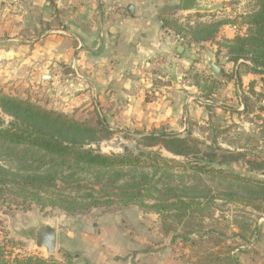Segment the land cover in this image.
Here are the masks:
<instances>
[{"label":"trees","instance_id":"obj_1","mask_svg":"<svg viewBox=\"0 0 264 264\" xmlns=\"http://www.w3.org/2000/svg\"><path fill=\"white\" fill-rule=\"evenodd\" d=\"M42 15L38 9L33 13L41 24L37 34L57 23L56 17L47 22ZM194 15L193 23H189L164 14L162 24L186 38V45L215 42L219 49L225 50L222 65L230 62L247 72L264 74V0H256V9L243 18L245 32L231 38L216 39L225 20L202 21L198 18L204 13L194 12ZM234 76H237V86L241 87L239 71L234 68L219 77L197 72L191 76L205 100L203 105L208 112L205 122L213 145L217 144V135L223 132L222 125L213 121L216 109L230 115H249L255 110V102L263 96L262 89L257 90L251 81L241 95L242 110L219 103L215 96L221 87V78L231 80ZM260 82L263 83L262 77ZM256 116L261 121L260 133L264 138V117ZM108 133L105 121H99L96 126L86 124L0 89V209L12 212L27 211L32 206L51 207L78 215L95 208L107 211L113 206L121 209L134 204L158 214L162 230L171 235L170 241L180 237L183 244L188 241L193 244L194 237L187 240V236L196 233L188 230L180 234L176 227H192L196 217L213 216L219 210L216 196H223L227 202L242 201L256 212V217L264 216V179L247 173L264 172V149L258 153L259 159L257 155L245 159L247 153L240 151L225 150L222 155L214 151L206 153L201 151L202 142L192 135L189 126L183 132L167 131L161 126L139 134L132 148L103 153L97 144ZM162 150L178 158L164 156ZM218 156L221 158L217 160ZM239 160H244L246 173L223 167ZM192 175V181L183 178ZM201 175L222 188L212 194ZM235 225L242 230L250 229L247 223ZM257 232L258 227L250 230V234ZM202 235L196 238L201 239ZM4 249L0 244V264H64L36 255L8 259ZM235 249H228L226 257L217 254L219 263L237 264L231 255Z\"/></svg>","mask_w":264,"mask_h":264},{"label":"crops","instance_id":"obj_2","mask_svg":"<svg viewBox=\"0 0 264 264\" xmlns=\"http://www.w3.org/2000/svg\"><path fill=\"white\" fill-rule=\"evenodd\" d=\"M181 3L182 0H0V82L24 84L37 76L42 89L56 86L67 109L90 110L98 122L110 117V129L122 126L142 134L165 126L181 131L189 116L205 115L201 105L205 100L191 76L194 72L211 74L207 63L212 60L220 68L215 77L229 74L233 68L239 71L241 87L236 84L237 76L231 80L221 78V96L236 100L237 110H242L241 95L251 81L264 92V74L247 72L230 62L222 65L225 50L215 42L177 44L164 31L162 16L176 17ZM37 9L47 22L57 18L56 24L39 34L36 31L41 24L33 17ZM180 17L190 23L196 18L194 12ZM234 28L223 24L216 39L233 37L237 34ZM61 67L65 70L59 76ZM144 221L136 222L142 225ZM78 233L63 232L59 239L63 245L67 241L82 247L78 262L89 259L94 264H170L161 257L162 247L157 251L140 249L142 237L137 234L130 239L111 231L109 254L105 255L85 235L81 241H74ZM58 237L55 229V244ZM149 253L153 259L148 256L144 262Z\"/></svg>","mask_w":264,"mask_h":264},{"label":"rangeland","instance_id":"obj_3","mask_svg":"<svg viewBox=\"0 0 264 264\" xmlns=\"http://www.w3.org/2000/svg\"><path fill=\"white\" fill-rule=\"evenodd\" d=\"M198 4L204 7V12H201L204 15L199 17L198 20H225L226 24H231L236 27L234 28L237 31L236 33L245 32L247 26L243 23V18L256 9V0H199ZM64 70V67H61L57 75L62 76ZM0 89L7 94L28 98L45 108L62 112L86 124L95 126L98 124L93 114L89 113L90 110L88 112H85V109L78 111L76 107L74 109H67L63 106V101L58 95L56 86L42 89L37 76H33L30 83L24 82V84L14 81H2L0 82ZM222 90L223 86L218 90L215 99L219 103H225L237 109L236 100L231 99L229 101L225 97L223 98L221 96ZM262 93V100L260 99L255 102V110L249 115H230L221 109L215 110L213 121L221 124L223 128V132L217 135L216 146L212 144L209 138L210 131L205 122L208 112L205 108L204 116H200L199 118L189 116L185 127L181 131L175 132H183L189 126L192 135L199 138L202 142L200 146L201 151L206 153L214 151L222 155L225 153V150L240 151L247 153L245 159L247 157L255 158L256 155L259 159L258 153L264 149V138L260 133L261 121L256 115L264 117V92ZM203 104L204 102L201 104L204 107ZM105 118L109 133L106 137L99 140L97 144V147L103 153H118L122 152L124 147L132 148L134 138L139 136V132H143L137 129H124L122 126H112L110 129L111 126L107 122V119L110 121L111 118ZM179 122L180 126H182L184 119L181 117ZM153 129L151 128L147 131L151 132ZM166 130L174 131L168 130L167 128ZM162 154L167 157L178 158L163 150ZM220 158L221 156H218L217 160ZM223 167L240 173H246L245 169H247L244 160L233 161L228 165H223ZM247 173L253 177L264 179V172L259 170H253ZM200 177L210 186L213 191L212 194H216V191L222 188L217 186L215 182L209 181L204 175ZM183 178H186L187 182H189L188 179L190 181L194 180L193 175ZM215 204L218 205L219 210L214 212L213 216L196 217V221H193L195 225H192V227H176L177 232L180 234H185L188 230L194 231L196 233L195 236H187V240L194 237L193 244L188 243L190 241L185 244L181 243L182 240L180 237L170 241L171 235L165 234L164 230H162L158 214L144 211L138 205L134 204L121 209L113 206L108 208L107 211L95 208L87 214L78 215L66 213L60 209L51 207L40 209L32 206L27 211L14 210L12 212H4L1 208L0 244L5 246L4 252L8 259H12L15 256L36 255L43 258L51 257L64 264H94L89 259H83L78 262V255L83 254L82 247L80 248L78 244L74 245V242L67 241L63 245L59 240L60 233L78 231V236L72 238L74 241H81L82 235H85L92 243L97 245L99 251L105 252V255H108L107 250L110 249L108 238L111 236L110 232L115 230L118 231V234L130 239L133 234L134 236L137 234L138 238L141 236L142 243L139 245L140 249L148 248L157 251L159 247H162L159 250L161 257L169 260L170 264H178L179 262L183 264H220L217 260V254L220 257H226L227 250L232 247H236L231 252V255L237 264H264V216L260 215L256 217V212L250 206L245 205L244 202H227L223 196H216ZM138 219H144L146 222L144 221L140 225V223L138 224L136 222ZM253 221H255L256 226L255 224L253 226ZM234 222L235 224L236 222L247 223L250 229L242 230ZM42 223H49L58 231L59 237L53 253H47L44 247H39L35 244V230ZM148 227L152 230L149 231ZM254 227H258L257 234H250V230H253ZM201 233L204 234L201 236V239L196 238ZM196 240H200V242H195ZM7 241L9 242L7 243ZM106 243H108L109 247ZM154 245H157V247ZM65 253L70 256H65ZM151 254L145 255L144 262H147L146 259ZM155 255L158 256L157 254ZM150 258L153 259L152 256ZM67 259L70 262H66Z\"/></svg>","mask_w":264,"mask_h":264},{"label":"water","instance_id":"obj_4","mask_svg":"<svg viewBox=\"0 0 264 264\" xmlns=\"http://www.w3.org/2000/svg\"><path fill=\"white\" fill-rule=\"evenodd\" d=\"M199 0H182L181 11L200 12L204 7L198 4ZM208 70L214 76L219 75L220 68L216 61H208ZM35 244L44 247L47 253H53L55 249V227L49 223L40 224L35 230Z\"/></svg>","mask_w":264,"mask_h":264},{"label":"built area","instance_id":"obj_5","mask_svg":"<svg viewBox=\"0 0 264 264\" xmlns=\"http://www.w3.org/2000/svg\"><path fill=\"white\" fill-rule=\"evenodd\" d=\"M117 9H119L120 7L119 6H117L116 7ZM185 12H182L181 10H180V14H176L175 16L176 17H180L182 14H184ZM181 21H185V18H183V17H180L179 18ZM190 23V22H189ZM164 31L166 32V33H168L172 38H173V40L177 43V44H183V43H185V40H186V38H184L183 36H181L180 34H177V33H175L170 27H168V26H165L164 28Z\"/></svg>","mask_w":264,"mask_h":264}]
</instances>
